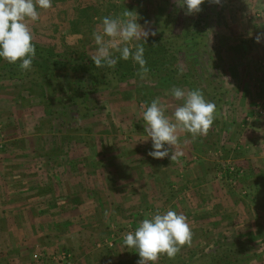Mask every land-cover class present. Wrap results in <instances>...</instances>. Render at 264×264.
<instances>
[{"label": "rangeland", "instance_id": "obj_1", "mask_svg": "<svg viewBox=\"0 0 264 264\" xmlns=\"http://www.w3.org/2000/svg\"><path fill=\"white\" fill-rule=\"evenodd\" d=\"M170 4L183 8L181 0H52V8L38 9L40 19L29 22L32 43L52 54L74 51L92 58L96 49L92 33L99 28V18L127 10L155 33L148 36V43L156 37ZM199 29L206 34L208 56L198 59L203 65L183 59L181 66L197 71L202 66L198 72L209 69L211 76L205 77L211 88L222 86L223 118L217 129L209 128L205 139L179 131L177 147L183 155L173 160L170 156L177 148L168 145L169 157L148 155L151 138L144 131L141 107L159 97L168 106L165 114L172 117L181 101L170 95L173 86L167 73L121 82L102 72L114 87L89 97L91 111L80 131L75 124L68 126L67 111L77 100V87L92 80L89 69L54 66V73L64 72L66 86L64 92L50 95L49 104L55 106L53 111L58 108L62 124L44 115L35 92L29 104H21L12 99L16 92L12 87L18 83H0V183L17 182L11 177L20 163L10 158L47 160L46 153L53 149L57 155L53 159L63 165L48 177L58 185L45 201L57 207L48 206L49 212L38 216L25 211L0 219V264H138L135 249L123 245L124 235L157 210L173 207L188 218L191 243L181 246L174 258L161 254L155 264H192L215 246L232 241L247 248L239 256L244 260L240 264H264V39H255L264 33V0L212 2ZM144 56L147 62L156 57ZM121 64L122 70L138 66L131 59ZM207 81L196 83L209 99L214 94L205 91ZM176 87L187 91L186 86ZM66 133L83 142L59 139ZM14 142L21 148L15 156ZM225 163L242 170L234 185L226 171H220ZM35 170L29 165L27 172ZM190 189H195L194 195ZM2 191V198L11 195L8 189ZM2 201L5 207L11 205ZM38 220L41 227L34 230L31 226ZM20 236L32 239L20 242Z\"/></svg>", "mask_w": 264, "mask_h": 264}, {"label": "clouds", "instance_id": "obj_2", "mask_svg": "<svg viewBox=\"0 0 264 264\" xmlns=\"http://www.w3.org/2000/svg\"><path fill=\"white\" fill-rule=\"evenodd\" d=\"M181 2L186 6L187 14H192L201 10L204 0ZM211 2L218 4L220 0ZM50 8L52 0H0V58L9 64L19 61L18 67L22 71L31 70L36 51L29 22L40 19L38 9ZM99 19V28L92 33L96 45L92 62L98 67H114L119 60L131 59L139 66L138 75L144 78L148 72L144 45L148 36L155 33L137 23L138 15L128 10L119 16L106 15ZM255 39L260 42L264 33L257 34ZM170 95L181 101L171 118L165 114L168 106L161 103L159 97L141 105L144 131L147 138H151L152 150L148 155L157 159L169 157L166 145L177 148L170 160L182 156V150L177 147L180 143L178 132H187L192 137L205 135L215 119L216 105L207 100L200 89L185 91L173 86ZM191 239L186 215L168 209L157 210L150 218L142 219L134 231L124 235L123 245L135 249L140 258L138 264H155L161 254L174 258L181 246L190 244Z\"/></svg>", "mask_w": 264, "mask_h": 264}, {"label": "trees", "instance_id": "obj_3", "mask_svg": "<svg viewBox=\"0 0 264 264\" xmlns=\"http://www.w3.org/2000/svg\"><path fill=\"white\" fill-rule=\"evenodd\" d=\"M211 4V0H204V3L200 5L201 10L192 14H187L186 6H183L182 9L174 4L167 6V10L169 11L161 20L160 28L156 37L144 45V55H149L147 56L149 58L148 60L153 59L156 55L153 60L150 62L148 61L150 65H146L148 68L147 75L155 76L159 75L161 72L167 73L170 77L172 86H186L187 90L198 88V84L196 83L198 81H207L205 75H207V77L211 76L209 69L203 68L204 71L200 70V72H198L202 66L198 71L190 66L182 68L180 60L184 59L186 64H194V62L196 63V60L208 56L206 52V34L203 30L199 29V25L207 14ZM34 46L36 54L32 62L31 70L22 71L18 67L19 61L15 64H9L6 60L0 58V83H18L17 86L14 85L12 87V93L16 91L14 98L12 99H15V102L18 101L21 104H29L30 99L33 98L31 94L35 92L37 98L34 99L38 100V105H40V108L42 107L44 115L49 117L52 116L53 119L58 120L59 124H62L64 122L60 116L61 113L57 112L58 108L53 111L55 106L49 104L51 103L50 95L56 92H64L66 86L64 72L54 73V66L59 65L67 70H82V68L89 69L92 73V80H89L88 86L81 85L83 88L81 86H79V88L77 87V100L70 103L71 110L67 111L68 120H66V122L69 123V127H72L73 124H75V126H77V131L82 129L81 126L86 122L84 120L88 118L89 111H91L88 106L91 102L89 97L91 95L99 94L103 92V90L105 91L109 89L111 86L114 87L111 83L112 81L105 78V75H101L102 72L113 74L117 80L121 82L139 76V66H137V68L122 70L121 63L125 60H119L114 67H98L92 62L91 58L82 57L80 55L77 56V52L74 51H71L70 53L66 52V55L52 54L36 45ZM198 62V65H203L199 60ZM211 70L212 76L215 78V74H218L217 66L214 65L211 67ZM53 76H55L57 81L53 79ZM205 84H207L205 86V91L212 90L214 94L211 98L206 99L214 102L216 105L214 123L210 127L215 129L218 124L220 126V123L222 122L221 119L223 118V115L221 114L223 99L220 95V93H222L220 92L222 86L219 88H211L210 85L212 84L208 83V81ZM58 104L60 107H66L65 105H67H64L63 102L59 101ZM218 129L219 133H221L222 128ZM76 130H72V132H75ZM88 130L89 129L86 131ZM68 135L69 137L67 136V133L63 134L59 139H64V137L67 136V138L72 139V142L75 144L83 142V138H80L79 136L71 137L70 134ZM206 136L207 134L199 135V138L205 139ZM55 139L57 138H54L51 142L55 141ZM211 147V144H209L208 150L212 149ZM20 149L21 148L16 142L12 143L11 151L13 156H15L14 154L19 152ZM46 154L47 159L52 160L49 163L51 164L49 167H63L59 161L53 159V157L55 158V156H57L55 150L50 149ZM244 248L246 247H244L243 242L232 241L230 243L219 244L215 246V249L212 252L201 255L200 258L196 259L192 264H240L244 261L240 258V255L247 250V248ZM245 261H247V259Z\"/></svg>", "mask_w": 264, "mask_h": 264}, {"label": "crops", "instance_id": "obj_4", "mask_svg": "<svg viewBox=\"0 0 264 264\" xmlns=\"http://www.w3.org/2000/svg\"><path fill=\"white\" fill-rule=\"evenodd\" d=\"M16 165L17 161H19L18 163H20V167L18 168L17 171L18 172L14 175H12L11 178H16L17 182H14V184H11L10 182H7V184H4L5 182H3L6 178H3V183H0V185H3V188H0V195H3L2 193H4L2 191V189H8L10 191V194L8 197L6 198H2V196H0V219H2L5 216L8 215H12L15 213H20L21 215L23 214V212H27L30 211L28 213H33L36 216L43 214V213H48L49 211L46 210V208H48V206L51 203V200L45 201V199H48V196L50 198V195L54 194L55 192V188L54 185H58V183L56 181H54V179H50L48 177L52 178V172L54 171L55 168H60L58 166L56 167H52L49 165L50 162L52 160H42L41 158H32L31 160L28 158H10ZM31 161V162H30ZM31 165L32 166V170H35V166H36V170L32 172L31 169L29 172L28 171V166ZM44 166H46V168H44ZM9 175V174H8ZM3 176V175H2ZM9 181V180H8ZM52 183V184H49ZM181 187V186H180ZM195 189H198L197 187ZM194 189V190H195ZM194 190L190 189V193H192L194 195ZM8 195V194H7ZM160 197V195H159ZM3 200L7 201V204H11L9 207H5L2 203H4ZM151 199H148V201L150 202ZM9 202V203H8ZM6 203V202H5ZM55 207L56 204H54ZM53 206H49V207H54ZM3 206V207H2ZM40 207V208H39ZM5 208V210H3ZM39 210V211H37ZM41 210V211H40ZM172 210L177 211L178 208H174ZM5 211V213H3ZM7 212V213H6ZM5 215V216H4ZM54 216V215H52ZM22 217V216H21ZM45 217V216H44ZM20 221H22L20 219ZM34 225L31 226L34 230L39 229L40 226V220L38 221H33ZM2 235V232L0 231V236ZM25 239H32V237L29 238L28 237H19L20 242H25Z\"/></svg>", "mask_w": 264, "mask_h": 264}, {"label": "built area", "instance_id": "obj_5", "mask_svg": "<svg viewBox=\"0 0 264 264\" xmlns=\"http://www.w3.org/2000/svg\"><path fill=\"white\" fill-rule=\"evenodd\" d=\"M1 149V146H0ZM222 168H220V171H226L227 175V180L230 184L234 185L236 180L238 178H240V176L242 175V170H239L237 168H234L231 164L225 163L222 164L221 166ZM222 175V174H221ZM34 257L36 258V255H34ZM65 254L63 255V259L65 258Z\"/></svg>", "mask_w": 264, "mask_h": 264}]
</instances>
